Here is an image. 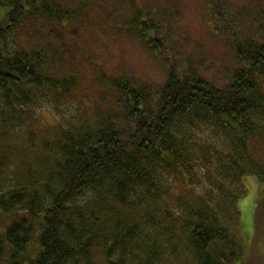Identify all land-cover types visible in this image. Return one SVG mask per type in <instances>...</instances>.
I'll return each instance as SVG.
<instances>
[{
  "label": "trees",
  "instance_id": "1",
  "mask_svg": "<svg viewBox=\"0 0 264 264\" xmlns=\"http://www.w3.org/2000/svg\"><path fill=\"white\" fill-rule=\"evenodd\" d=\"M127 2L125 32L166 60L160 21ZM204 3L213 30L241 10ZM82 10L0 0V264H159L179 244L187 264H235L247 178L264 209V29L232 40L239 65L225 88L194 64L166 65L156 86L102 71L109 101L88 106L77 95L85 74L53 61ZM33 19L48 28L33 38L48 43L22 39ZM42 109L54 126L38 127Z\"/></svg>",
  "mask_w": 264,
  "mask_h": 264
},
{
  "label": "rangeland",
  "instance_id": "2",
  "mask_svg": "<svg viewBox=\"0 0 264 264\" xmlns=\"http://www.w3.org/2000/svg\"><path fill=\"white\" fill-rule=\"evenodd\" d=\"M76 1L83 8L82 14L75 28L65 30L63 39L68 41V49L60 42L62 48L53 61L54 67L62 73L76 69L85 74L77 95L78 100L82 99L88 106L106 105L109 101V94H105L98 82L102 71L114 77L128 76L136 84L147 82L156 86L166 79V65L194 64L209 80L225 88L231 81V73L239 65L232 40L241 39L242 35L251 34L255 29H264V12L260 15L255 13L257 19L253 17L256 9L260 11L259 7L264 11V0L260 3L256 0H231L235 10H241L236 16L232 14L224 31L222 24L221 28L212 29L204 0H136L145 12L151 11L163 27L162 35L167 44V58L163 60L162 54L151 53L139 38L125 32L130 19L128 0ZM244 3L249 16L244 11ZM39 26L40 23L35 24L33 19L30 26L22 31V39L48 43L47 37L41 42L33 38L45 37L47 26L41 24L43 28L37 29ZM71 40L85 49L75 50ZM55 113L49 109L38 111V127L44 122L54 126ZM245 181L249 191L239 203L241 224L237 230L242 255L235 264H264V209L257 208L260 187L252 177ZM126 219L132 222V214ZM34 247L30 246L29 251L32 252ZM167 247L163 249L159 264H187L188 253L184 252L183 245L179 244L174 251ZM97 258H101L100 252H97Z\"/></svg>",
  "mask_w": 264,
  "mask_h": 264
}]
</instances>
